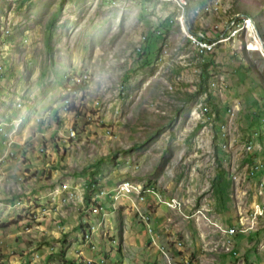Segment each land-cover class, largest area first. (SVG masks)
<instances>
[{
	"label": "rangeland",
	"instance_id": "rangeland-1",
	"mask_svg": "<svg viewBox=\"0 0 264 264\" xmlns=\"http://www.w3.org/2000/svg\"><path fill=\"white\" fill-rule=\"evenodd\" d=\"M0 264H264V0H0Z\"/></svg>",
	"mask_w": 264,
	"mask_h": 264
},
{
	"label": "trees",
	"instance_id": "trees-1",
	"mask_svg": "<svg viewBox=\"0 0 264 264\" xmlns=\"http://www.w3.org/2000/svg\"><path fill=\"white\" fill-rule=\"evenodd\" d=\"M152 41H154L153 39V35L150 33L147 34L145 36V40H144V46L142 48L143 52V56L145 58L146 61H150V57H151V53H152V49L155 47H153V43H151ZM213 55H215V53L213 52L212 55L210 57H204L203 60V69L201 71V79L206 80L207 75H209L210 72V68L214 65L215 60ZM94 184L95 182L93 181L92 178H89V180L87 181V188H86V200L87 202L90 201L91 199V192L94 191Z\"/></svg>",
	"mask_w": 264,
	"mask_h": 264
},
{
	"label": "built area",
	"instance_id": "built-area-1",
	"mask_svg": "<svg viewBox=\"0 0 264 264\" xmlns=\"http://www.w3.org/2000/svg\"><path fill=\"white\" fill-rule=\"evenodd\" d=\"M194 39H197V43L200 45V48L203 49V52L208 51V50L211 49V48L214 46V44H215V41H211V40H209V39L202 38V37L199 36L198 34H195V35H194ZM249 147H250V146H249ZM260 166H261V164L258 163V164L256 165V170H257V169L259 170ZM252 168H255V167H252ZM253 173H254V174L256 173L254 169L252 170V174H253ZM258 210H259V209H258ZM229 231H230V233H235V232H236V229H235L234 227H231V228L229 229Z\"/></svg>",
	"mask_w": 264,
	"mask_h": 264
},
{
	"label": "bare ground",
	"instance_id": "bare-ground-1",
	"mask_svg": "<svg viewBox=\"0 0 264 264\" xmlns=\"http://www.w3.org/2000/svg\"><path fill=\"white\" fill-rule=\"evenodd\" d=\"M247 14V13H246ZM249 15V14H248ZM245 16V15H244ZM252 20V19H251ZM255 23V22H254ZM236 28H237V26H235ZM247 27V26H246ZM231 28V27H230ZM243 28V27H242ZM241 29V28H240ZM237 30H238V28H237ZM234 31V30H233ZM205 32V31H204ZM203 31L201 32V33H204ZM238 32V31H237ZM199 33H200V31H199ZM206 34V33H205ZM255 34V33H254ZM191 36V35H190ZM223 37V36H222ZM225 37V36H224ZM256 37V36H255ZM193 38H194V36H193ZM190 39H192V38H190ZM217 39H219V38H217ZM196 42H197V39H194ZM251 43V42H250ZM198 45V44H197ZM260 47H261V45L259 44V43H252V44H250L249 45V48H251V49H260ZM202 50V52H203V49H201ZM87 81V80H86ZM73 88V87H72ZM67 103V102H66ZM127 185V184H126ZM138 185V184H137ZM132 187H133V185H132ZM124 188V187H123ZM138 192V191H137ZM144 192V191H143Z\"/></svg>",
	"mask_w": 264,
	"mask_h": 264
}]
</instances>
